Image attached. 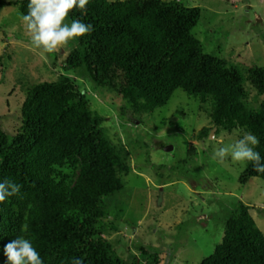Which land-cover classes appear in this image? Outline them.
I'll return each mask as SVG.
<instances>
[{
    "label": "trees",
    "instance_id": "1",
    "mask_svg": "<svg viewBox=\"0 0 264 264\" xmlns=\"http://www.w3.org/2000/svg\"><path fill=\"white\" fill-rule=\"evenodd\" d=\"M27 13L28 0H1ZM94 26L74 41L55 80L28 86L22 125L14 136L0 125V182L22 186L0 203V264L3 246L20 234L29 238L44 264H127L107 235L117 230L106 199L125 187L131 152L108 137L105 117L91 108L74 77L124 98L137 115L168 104L177 89L198 98L212 125L198 139L221 131L255 134L264 158V67L242 68L204 50L192 31L201 8L181 0H90L69 17ZM4 55L0 56L1 59ZM256 90L250 103L246 84ZM191 150H195L194 147ZM264 181L246 162L239 181ZM239 200L230 210L224 236L201 264H264V232ZM23 230V233H22ZM141 254H146L144 248ZM148 264H159L153 256ZM135 258L132 264H140Z\"/></svg>",
    "mask_w": 264,
    "mask_h": 264
},
{
    "label": "rangeland",
    "instance_id": "2",
    "mask_svg": "<svg viewBox=\"0 0 264 264\" xmlns=\"http://www.w3.org/2000/svg\"><path fill=\"white\" fill-rule=\"evenodd\" d=\"M181 2L201 8L192 33L206 52L242 68L264 67V0ZM21 16L18 5H0V125L11 136L22 125L27 87L65 73L63 62L75 41L51 54L35 49ZM70 75L88 93L91 108L105 117L109 139L131 152L132 170L124 177V189L106 199V222L117 227L106 235L127 264L135 258L148 264L153 256L159 264H201L221 242L230 210L239 200L251 207L264 232V181L253 178L241 184L246 162L212 158L221 142H234L244 131L216 135L213 128L214 137L211 131L198 139V132L212 124L200 100L184 90L177 89L153 113L137 115L122 96L94 87L76 72ZM246 88L256 105L255 88L250 83ZM170 145L173 149L166 151Z\"/></svg>",
    "mask_w": 264,
    "mask_h": 264
},
{
    "label": "clouds",
    "instance_id": "3",
    "mask_svg": "<svg viewBox=\"0 0 264 264\" xmlns=\"http://www.w3.org/2000/svg\"><path fill=\"white\" fill-rule=\"evenodd\" d=\"M89 2L90 0H28V10L21 16V21L32 47L51 54L93 32L94 26L81 19L69 22L70 15L77 9L84 12ZM259 144L260 140L255 134L245 132L234 142H221L222 146L214 149L212 158L221 163L229 157L234 163L250 161L255 172L264 173V158L255 150ZM21 189L22 186L12 180L0 182V203L9 197L19 196ZM3 255L7 258V264H44L40 253L25 234H20L5 244ZM71 264H84V259L74 257Z\"/></svg>",
    "mask_w": 264,
    "mask_h": 264
},
{
    "label": "water",
    "instance_id": "4",
    "mask_svg": "<svg viewBox=\"0 0 264 264\" xmlns=\"http://www.w3.org/2000/svg\"><path fill=\"white\" fill-rule=\"evenodd\" d=\"M214 129H215V131H216V128H214ZM215 131H212V133H211V137H214V132H215ZM172 149H173V146H171V145L165 147V150H166V151H169V150H172Z\"/></svg>",
    "mask_w": 264,
    "mask_h": 264
}]
</instances>
